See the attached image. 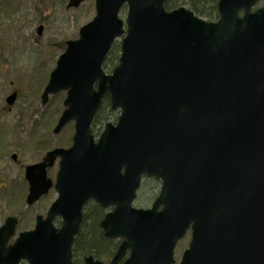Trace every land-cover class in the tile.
<instances>
[{"label": "water", "instance_id": "obj_1", "mask_svg": "<svg viewBox=\"0 0 264 264\" xmlns=\"http://www.w3.org/2000/svg\"><path fill=\"white\" fill-rule=\"evenodd\" d=\"M258 1L220 0L213 23L186 7L167 11L166 0L95 1L94 19L67 42L41 96L46 105L66 92L53 134L74 122L73 144L25 170L27 206L53 186L58 198L12 244L18 220H5L0 264H74L90 201L114 208L100 223L106 238L123 240L110 264L128 252L122 264H175L190 229L180 264H264V8L251 12ZM120 38L118 66L106 74ZM107 95L119 118L96 141L91 127ZM58 158L54 184L47 170ZM143 176L161 181L147 210L133 206ZM84 264L103 262L89 256Z\"/></svg>", "mask_w": 264, "mask_h": 264}, {"label": "rangeland", "instance_id": "obj_2", "mask_svg": "<svg viewBox=\"0 0 264 264\" xmlns=\"http://www.w3.org/2000/svg\"><path fill=\"white\" fill-rule=\"evenodd\" d=\"M68 5L69 0H0V227L8 217L17 218L16 236L22 231L33 230L36 217L45 219L58 198L52 188L35 205L28 207L26 166L39 163L50 150L68 149L72 145L73 122L60 134H53L64 110L66 93L50 97L46 105L41 100L49 75L65 52L67 42L78 40L81 27L90 23L96 14L95 0H85L77 8ZM259 6H264V0ZM126 16L127 7H123L120 17L125 21ZM40 28L41 33L38 32ZM121 39L115 47H120ZM120 54L118 48L111 59H116L111 64L112 69L117 66ZM14 92L18 97L8 106L5 99ZM117 118L118 113L111 122L116 123ZM94 126L93 134L98 138L105 125ZM13 154L17 155V160L12 159ZM58 162L48 169V178L53 182L59 170ZM160 187L159 181L145 178L135 207L150 208ZM89 211L87 205L84 212L88 214ZM54 222L59 228L61 219ZM115 241L120 245L121 240ZM190 241L188 233L178 243L175 264L180 263ZM103 262L109 263L108 260Z\"/></svg>", "mask_w": 264, "mask_h": 264}, {"label": "trees", "instance_id": "obj_3", "mask_svg": "<svg viewBox=\"0 0 264 264\" xmlns=\"http://www.w3.org/2000/svg\"><path fill=\"white\" fill-rule=\"evenodd\" d=\"M218 2L219 0H167L165 8L171 11L181 6H186L189 10L194 12L196 16L208 22H215L219 19ZM118 48L120 47H115L114 45L108 54L104 64L105 71L112 70L111 64H113L116 59H111L112 56L116 54V51H118ZM116 116L117 113L111 110L109 100L106 98L95 118L94 127H103L109 121H113L112 119H116ZM88 208L90 211L88 214L84 213L80 231L74 241V264H83V259L89 255L94 256L96 259L110 261L119 247L116 241L106 239L100 229V222L105 212L94 203H90Z\"/></svg>", "mask_w": 264, "mask_h": 264}, {"label": "flooded vegetation", "instance_id": "obj_4", "mask_svg": "<svg viewBox=\"0 0 264 264\" xmlns=\"http://www.w3.org/2000/svg\"><path fill=\"white\" fill-rule=\"evenodd\" d=\"M261 8H264V6H259V5H257V6H255V7L253 8L252 12H256L257 10H259V9H261Z\"/></svg>", "mask_w": 264, "mask_h": 264}, {"label": "bare ground", "instance_id": "obj_5", "mask_svg": "<svg viewBox=\"0 0 264 264\" xmlns=\"http://www.w3.org/2000/svg\"><path fill=\"white\" fill-rule=\"evenodd\" d=\"M111 122V121H110ZM111 123H113V122H111Z\"/></svg>", "mask_w": 264, "mask_h": 264}]
</instances>
